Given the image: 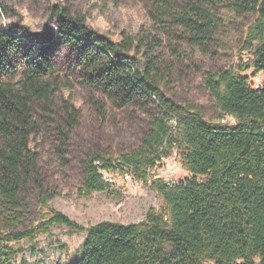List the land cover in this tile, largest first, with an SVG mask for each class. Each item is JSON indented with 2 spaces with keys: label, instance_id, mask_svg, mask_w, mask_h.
<instances>
[{
  "label": "trees",
  "instance_id": "obj_1",
  "mask_svg": "<svg viewBox=\"0 0 264 264\" xmlns=\"http://www.w3.org/2000/svg\"><path fill=\"white\" fill-rule=\"evenodd\" d=\"M147 1L155 35H123L119 42L63 9L55 13L57 31L0 26V264H11L22 252L13 244L55 226L86 233L81 257L72 264H264V82L253 89L244 75L264 73V0ZM221 8L237 16L256 14L257 20L242 47L248 61L205 81L219 111L213 123L163 95L173 72L155 51L167 35L208 54L224 27ZM62 54L85 89L115 110H136L150 119L135 150L118 161L94 155L81 165L83 196L110 190L104 173H130L156 191L163 207L140 223L104 221L86 229L49 205L58 193L44 191L31 141L39 129L34 108H52L59 91ZM63 108L66 131L54 129L62 160L79 124L78 110L68 102ZM228 116L235 125L220 122ZM175 145L191 178L169 187L151 173ZM31 184L49 216L21 230Z\"/></svg>",
  "mask_w": 264,
  "mask_h": 264
},
{
  "label": "rangeland",
  "instance_id": "obj_2",
  "mask_svg": "<svg viewBox=\"0 0 264 264\" xmlns=\"http://www.w3.org/2000/svg\"><path fill=\"white\" fill-rule=\"evenodd\" d=\"M61 9L70 16L83 17L89 28L114 42L121 41L123 35L142 37L156 33L147 0H0V26L4 31L26 27L38 34L48 28L57 31L55 13ZM219 15L224 27L208 54L188 44H179L178 38L167 35L162 36L163 45L155 51L161 64L170 65L173 72L162 87L163 95L180 107L199 111L206 121L213 123L219 122V111L205 81L248 61L242 47L249 27L257 20L256 14L237 16L226 8L219 9ZM59 64V91L52 108L43 105L34 108L39 129L31 141V148L40 156L38 165L44 191L58 193L49 203L50 207L86 229L104 221L124 225L144 221L150 211L163 207V201L156 191L140 181L127 180L125 174L114 173L108 192L83 196L79 190L83 185L82 162L98 154L118 161L135 150L150 127L149 117L136 110H115L101 95L85 89L78 71L71 68L65 54L61 55ZM244 75L250 81L264 80V73L257 74L254 70ZM65 102L78 110L79 124L71 132L66 158L62 160L54 129L60 126L66 131ZM102 103L105 108L100 111L98 105ZM226 124L232 126L236 121L230 118ZM182 156L183 150L173 146L170 156L158 163L151 174L155 179L174 183L191 178L182 165ZM38 195L31 184L24 195L26 209L21 230L36 226L49 216L48 210L40 205ZM85 238L84 232L55 226L32 241L13 244L22 252L11 264H72L81 257Z\"/></svg>",
  "mask_w": 264,
  "mask_h": 264
},
{
  "label": "built area",
  "instance_id": "obj_3",
  "mask_svg": "<svg viewBox=\"0 0 264 264\" xmlns=\"http://www.w3.org/2000/svg\"><path fill=\"white\" fill-rule=\"evenodd\" d=\"M244 55H246V56L249 57V54H248L247 52H244ZM255 77H256V76H255ZM263 82H264V80H263V81H259V80H257V81H250V85H251V87H252L253 89H260V88L262 87V85H263ZM230 118H231V119H234L233 117L228 116V117L222 119L220 122L223 123V124H226V123H227V120L230 119ZM153 171H154V170H153ZM112 175H113V174L104 173V180H105V182L108 183L109 185H112L113 182H114V179H113V176H112ZM125 177H126L127 180H132V179H134L133 176H132L130 173H125ZM166 184H167V186H169V187H172V186L175 185L174 182H166Z\"/></svg>",
  "mask_w": 264,
  "mask_h": 264
}]
</instances>
